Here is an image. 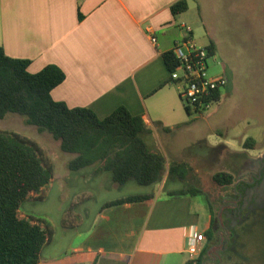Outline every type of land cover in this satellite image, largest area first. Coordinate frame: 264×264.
Segmentation results:
<instances>
[{
    "label": "crops",
    "instance_id": "obj_1",
    "mask_svg": "<svg viewBox=\"0 0 264 264\" xmlns=\"http://www.w3.org/2000/svg\"><path fill=\"white\" fill-rule=\"evenodd\" d=\"M178 1L0 0V47L10 57L31 60L28 66L31 73L48 64L58 65L66 78L51 94L69 107H88L100 119L120 106L142 116L150 128L144 136L148 147L162 152L164 140L170 141L178 133L194 128L179 87L170 80L163 54L187 35V25L193 23L187 12L193 5L199 7L204 23L208 24L209 0H187L188 9L175 15L171 7ZM151 35L157 37L156 44L152 43ZM193 37L200 45H214L219 58H223V73L229 83L225 51L217 39L212 36L206 44ZM228 83L221 91L220 100ZM6 117L0 118V129H6L1 124ZM163 150L164 156L170 159L163 179L152 184L155 187L152 192L108 197L96 205L94 211L86 213V207H81L92 195L89 187L83 188L64 210L57 226L47 217L21 207L22 216L46 218L53 227L52 238L44 245L38 264H185L189 260V238L198 232L206 234V239L199 243L196 256L202 255L209 245L208 230L215 211L209 198L211 192L195 185L194 174L185 180L169 177V163L190 161L177 151ZM226 151L230 153L229 148ZM64 153L68 162L64 182L67 188L78 186V183L84 185L88 177L102 179L105 192L135 181L116 182L111 172L101 169L100 163L72 170L69 162L76 154ZM223 155L215 157L213 162L220 163ZM243 157L237 161L240 162L237 170H241L248 160ZM228 172L233 173V167ZM189 178H194V183L182 186ZM190 186L198 191L183 196L171 195ZM210 187L218 190L226 186L213 180ZM49 188L42 198L31 196L24 203L44 201ZM136 194H147L152 198L106 205ZM203 196L209 208L200 212L194 203Z\"/></svg>",
    "mask_w": 264,
    "mask_h": 264
},
{
    "label": "trees",
    "instance_id": "obj_2",
    "mask_svg": "<svg viewBox=\"0 0 264 264\" xmlns=\"http://www.w3.org/2000/svg\"><path fill=\"white\" fill-rule=\"evenodd\" d=\"M177 15L188 9V1L173 4ZM214 49V45L208 46ZM170 73L177 66L173 51L163 54ZM31 60L8 56L0 47V118L10 113L25 117V122L39 131H48L60 141V148L76 154L69 162L72 170L101 164L113 179L125 184L135 180L152 185L163 179L167 160L161 151L151 150L145 134L150 128L140 115L120 106L106 118L100 119L88 107H69L52 97V90L66 78L56 64H48L31 73ZM218 99L221 91L216 93ZM189 115H192L186 108ZM248 139L246 148H254ZM192 168L187 162H171L168 176L185 180ZM55 177V166L49 154L34 139L12 129H0V264H38L41 252L53 235L51 223L35 215L22 216L21 207L31 196L42 198ZM213 180L227 186L235 176L218 171ZM195 187L171 193L173 196L195 194ZM151 195L136 194L109 202L108 206L151 199ZM208 234H212L208 231ZM203 254L185 264H201Z\"/></svg>",
    "mask_w": 264,
    "mask_h": 264
},
{
    "label": "rangeland",
    "instance_id": "obj_3",
    "mask_svg": "<svg viewBox=\"0 0 264 264\" xmlns=\"http://www.w3.org/2000/svg\"><path fill=\"white\" fill-rule=\"evenodd\" d=\"M207 7L208 24L204 23L199 7L193 5L187 12L193 23L189 22L187 27L191 30L193 28V35L202 43L207 44L213 36L225 51L229 73L227 91H224L223 98L207 112L191 115V121L194 122L192 130L178 133L170 141L164 140L161 149L163 153V149L177 151L190 161L187 162L193 171L190 175H196L197 180L194 176L187 182L184 181L182 186L194 183L195 180V185L210 190L212 195L210 194L209 198L213 202L214 213L217 214L223 189L218 191L217 188L210 187L213 184L212 174L228 171L233 167L236 178L240 170H237L240 165L238 160L244 158L243 156L256 157L264 152V0H209ZM217 57V60H209L211 76L224 74L223 58H219L218 54ZM1 124L6 129L16 130L36 140L54 162L55 177L46 199L24 203L22 209L45 216L56 226L59 225L71 200L83 188L89 187L92 195L81 207H86V213L94 211L96 205L108 197L155 190L154 185H139L136 181H131L115 191L105 192L102 179L94 180L89 177L84 185L78 183V186L67 188L64 186L68 171L67 155L60 148L59 140L48 131H39L36 126L27 124L25 117L17 113L8 114L1 120ZM248 139L255 140L254 148L244 147ZM226 148H229L230 153ZM222 153L223 162H213L215 157L221 156ZM169 159L167 156L166 160ZM197 160L205 162L200 163ZM208 163L210 165L206 168ZM197 200L194 205L198 211L204 212L209 208L205 196ZM57 231L61 238L59 228ZM239 256H234L233 260L222 258L220 264H264V228L258 229L257 235L246 243Z\"/></svg>",
    "mask_w": 264,
    "mask_h": 264
},
{
    "label": "flooded vegetation",
    "instance_id": "obj_4",
    "mask_svg": "<svg viewBox=\"0 0 264 264\" xmlns=\"http://www.w3.org/2000/svg\"><path fill=\"white\" fill-rule=\"evenodd\" d=\"M247 159L234 182L221 192L201 264L240 257L246 243L264 228V152Z\"/></svg>",
    "mask_w": 264,
    "mask_h": 264
},
{
    "label": "built area",
    "instance_id": "obj_5",
    "mask_svg": "<svg viewBox=\"0 0 264 264\" xmlns=\"http://www.w3.org/2000/svg\"><path fill=\"white\" fill-rule=\"evenodd\" d=\"M187 35L176 41L172 50L177 59L175 70L170 73V80L175 82L180 90L184 106L192 114L201 115L219 102L216 93L222 91L228 83L225 74L209 75V60H217V53L208 46L200 45L193 37L190 27L186 28ZM153 44L157 37L151 35ZM206 239L204 232H198L189 238L187 252L193 259L199 249V243Z\"/></svg>",
    "mask_w": 264,
    "mask_h": 264
}]
</instances>
